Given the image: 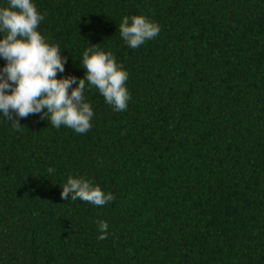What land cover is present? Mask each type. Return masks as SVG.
<instances>
[{
  "label": "trees",
  "instance_id": "obj_1",
  "mask_svg": "<svg viewBox=\"0 0 264 264\" xmlns=\"http://www.w3.org/2000/svg\"><path fill=\"white\" fill-rule=\"evenodd\" d=\"M32 2L67 57L57 79L84 78L99 44L131 99L115 111L86 81V134L0 114V264H264V0ZM125 16L161 31L132 49ZM70 176L115 199L62 200Z\"/></svg>",
  "mask_w": 264,
  "mask_h": 264
},
{
  "label": "clouds",
  "instance_id": "obj_2",
  "mask_svg": "<svg viewBox=\"0 0 264 264\" xmlns=\"http://www.w3.org/2000/svg\"><path fill=\"white\" fill-rule=\"evenodd\" d=\"M46 15L37 10L32 0H8V6L0 8V33H4L0 38V57L7 62L0 70V114L12 120L16 130L21 125L14 116L27 118L34 114L48 118L57 129L63 125L78 134H86L93 127L94 117L92 106L84 98L86 81L98 89L115 111H125L131 99L126 87L129 73L111 52L99 50L97 44L88 46L83 53L84 78L57 79V72L65 71L67 57L60 55L59 45H50L38 31ZM160 31L158 23L143 16H125L119 25L121 38L132 49L156 38ZM73 84L77 87L69 94ZM60 195L65 201L70 196L72 201L80 199L95 206L115 199L112 193L106 195L92 181L71 176ZM108 228L106 222L98 221L101 233L98 240L107 239Z\"/></svg>",
  "mask_w": 264,
  "mask_h": 264
}]
</instances>
